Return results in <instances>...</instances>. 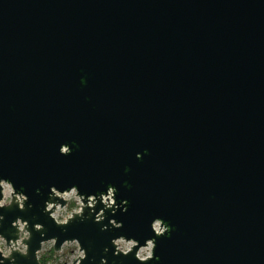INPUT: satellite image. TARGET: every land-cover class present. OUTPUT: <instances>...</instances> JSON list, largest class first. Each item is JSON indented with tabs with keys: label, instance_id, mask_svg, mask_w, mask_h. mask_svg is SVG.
<instances>
[{
	"label": "water",
	"instance_id": "95a60500",
	"mask_svg": "<svg viewBox=\"0 0 264 264\" xmlns=\"http://www.w3.org/2000/svg\"><path fill=\"white\" fill-rule=\"evenodd\" d=\"M0 175L34 205L0 210L9 240L30 222L16 264L53 237L83 264H139L111 240L143 244L157 217L172 232L149 264H264V0H0ZM73 185L116 187L128 211L103 224L124 227H58L45 201Z\"/></svg>",
	"mask_w": 264,
	"mask_h": 264
},
{
	"label": "clouds",
	"instance_id": "9594fccd",
	"mask_svg": "<svg viewBox=\"0 0 264 264\" xmlns=\"http://www.w3.org/2000/svg\"><path fill=\"white\" fill-rule=\"evenodd\" d=\"M60 154L70 156L72 154V146L69 144H62L60 146ZM137 158L142 159L143 154L137 153ZM118 189L112 185H109L106 193L101 192L98 194H81L79 186L73 185L65 190H60L56 186H51L49 192V198L45 201L46 207L44 212L50 216L58 227L66 228L76 217H80L81 221L91 217V214H95V222L103 224L108 219L107 213L111 211L112 215L123 209L126 213L128 211V201L123 200L118 202L116 199ZM36 193L42 195L41 189L37 188ZM29 196L18 191L14 183L0 175V210L11 207L13 204H18L19 210L27 211L33 207L29 203ZM62 201L63 203H61ZM74 203L75 206L70 207ZM103 205L100 211L96 212L98 204ZM86 210H90V216L86 217ZM6 216L0 212V228L3 227ZM111 226V227H110ZM109 224H103L100 229L102 232L111 231L112 229H121L124 227L122 221L116 219L110 220ZM12 227L15 228L16 236L18 238L9 240L2 233H0V264H16L15 254L19 253L21 256L28 257L30 255V242L32 239V231L30 230V222L23 217H17L12 222ZM36 231L40 232L42 236H45L44 225L36 223L34 225ZM154 236L145 240L143 244L135 238H128L124 235L113 238L111 244L115 249L114 254L119 256L123 254L128 256L133 254L135 250V258L139 261V264H149L150 261L159 260L156 256L155 250L157 247V237H163L170 235L172 232V226L168 224L162 218H155L150 225ZM58 238L53 237L50 239H42L41 247L35 253L36 264H41L42 254L49 250V246H53L57 243ZM74 246V251L68 257V264H83L88 259L87 250L83 247L79 239H65L61 244L59 253L62 255L66 247ZM111 249L105 248L104 252L108 253ZM95 262V257L92 258V264ZM101 264H108L106 257L101 258Z\"/></svg>",
	"mask_w": 264,
	"mask_h": 264
},
{
	"label": "trees",
	"instance_id": "16d2710c",
	"mask_svg": "<svg viewBox=\"0 0 264 264\" xmlns=\"http://www.w3.org/2000/svg\"><path fill=\"white\" fill-rule=\"evenodd\" d=\"M75 206L74 203L70 207ZM70 252H64L62 255L55 252L54 247H51L47 252L42 254L41 264H68V257L71 255Z\"/></svg>",
	"mask_w": 264,
	"mask_h": 264
},
{
	"label": "rangeland",
	"instance_id": "374dc122",
	"mask_svg": "<svg viewBox=\"0 0 264 264\" xmlns=\"http://www.w3.org/2000/svg\"><path fill=\"white\" fill-rule=\"evenodd\" d=\"M51 247H53V246H49V249H50ZM70 251H71V253L74 251V246H72V247H66L65 250H64L65 253H66V252H70Z\"/></svg>",
	"mask_w": 264,
	"mask_h": 264
}]
</instances>
